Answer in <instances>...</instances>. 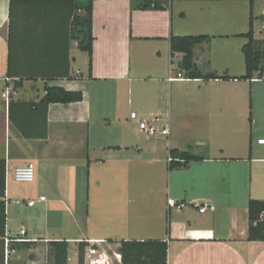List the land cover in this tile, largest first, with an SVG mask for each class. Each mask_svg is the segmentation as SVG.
<instances>
[{
	"label": "crops",
	"instance_id": "0c3cea01",
	"mask_svg": "<svg viewBox=\"0 0 264 264\" xmlns=\"http://www.w3.org/2000/svg\"><path fill=\"white\" fill-rule=\"evenodd\" d=\"M132 1H93L89 68V54L72 38L67 2L0 0V158L7 165L0 264H51L50 242L67 241L68 264H78L81 242L119 249L121 241L149 240L167 242L168 264H264V241L248 240L249 202L264 201V82L256 75L198 80L209 85L207 97L174 126L172 84L190 79L183 72V80L168 81L183 56L172 54V36L212 37L194 49L199 69L243 76L244 55L240 71L233 42L245 38L251 12L254 38L264 40L255 32L264 0H169L163 10L133 9ZM217 38L226 41L219 65L208 53ZM45 86L81 92L83 100L46 107ZM132 112L169 119L170 135L146 136ZM171 150L203 159L170 170ZM28 162L35 180L17 182L14 170ZM9 174L29 186L10 184ZM205 204L215 211L200 213Z\"/></svg>",
	"mask_w": 264,
	"mask_h": 264
},
{
	"label": "trees",
	"instance_id": "16d2710c",
	"mask_svg": "<svg viewBox=\"0 0 264 264\" xmlns=\"http://www.w3.org/2000/svg\"><path fill=\"white\" fill-rule=\"evenodd\" d=\"M70 5L72 15V38L77 42L78 48L89 54V68L92 65L93 37V1L94 0H63ZM14 2V0H12ZM133 9L137 10H163L168 6L169 0H133ZM254 17L250 15L249 30L242 37L247 39L241 52L245 60V74L241 77H229L218 75L215 72H202L194 62V49L197 45L208 42L212 37L200 36H172L170 47L172 54H182L179 69L184 72L185 78L190 80H239L252 81L256 74L264 76V40H255L253 30ZM76 77L81 78V73ZM22 84V83H21ZM16 83L14 88H18ZM83 100V94L76 91H68L63 87L44 88V96L40 104L48 107L53 103H74ZM252 124V119L250 118ZM169 169L186 168L192 161H200L203 158L190 151L171 150L169 154ZM6 160L0 158V243L4 246L7 232L6 214ZM264 210V201L250 200L248 205L249 241H264V222H260V213ZM111 243V242H109ZM119 253L122 256V264H168V244L165 241H121ZM32 245V243H27ZM89 243L81 242L78 245V264H84V256ZM49 259L51 264H68L69 243L58 241L49 243Z\"/></svg>",
	"mask_w": 264,
	"mask_h": 264
},
{
	"label": "built area",
	"instance_id": "2783aa9c",
	"mask_svg": "<svg viewBox=\"0 0 264 264\" xmlns=\"http://www.w3.org/2000/svg\"><path fill=\"white\" fill-rule=\"evenodd\" d=\"M183 79V72L178 71L176 74L173 72V74L168 78V81L174 82ZM3 96L5 97L6 95L4 94ZM131 119L137 122L139 130L148 137L157 138L170 135L169 119H164L160 116L141 117L136 112L131 113ZM258 143L264 144V139L258 140ZM168 161H171V159L168 158ZM35 176V165L32 162H28L24 166L18 167L14 170V179L20 183H31L35 180ZM41 200H45V198L42 197ZM34 204L35 202L31 201L28 203V206H34ZM169 205L176 207L177 209H182L184 207L183 204H178L175 200H169ZM199 211L200 213H206L207 211L214 212L215 207L212 204H205L203 206H199ZM258 221L264 222V210L260 213ZM25 234L26 231L21 230L19 236L22 237ZM105 244L90 242V246L87 247L85 252L84 264H122V256L119 251L114 252V260L104 248Z\"/></svg>",
	"mask_w": 264,
	"mask_h": 264
},
{
	"label": "rangeland",
	"instance_id": "374dc122",
	"mask_svg": "<svg viewBox=\"0 0 264 264\" xmlns=\"http://www.w3.org/2000/svg\"><path fill=\"white\" fill-rule=\"evenodd\" d=\"M258 21H260V20H258ZM261 22L262 21L257 22L255 32H256L257 37L262 39V38H264V33H263L264 24ZM261 28L263 31L261 30ZM240 29H241L240 33H245L247 31V26L244 23H242ZM246 41H247L246 38L239 37V39H235L233 42L234 47L240 48L239 62H238L240 71H242L243 66H244V60H243L242 53H241V46ZM222 42H226V41H222L221 39L217 38V39H214L210 42V44L212 43V48L210 47V49L212 51L208 50V53H210V52L212 53V56L214 58L213 61H214L215 65L220 64V62H219L220 56L219 55H220V52L223 51V49H224V44ZM178 57H175V59H174V67L176 68L174 70L175 74L177 73V71L180 70L179 69L180 56H178ZM256 78L257 79L259 78L258 79L259 81L264 82V80H263L264 76H260L259 74H256ZM196 81H198V80H185L184 82H175L172 84L173 89H174L173 90L174 97H173V105H172V123L174 126H175V120H177L180 115L182 116L184 112L186 114L191 115L193 105L198 104L199 101H202V99L207 97L205 89H207L209 85H206V84L200 83V82H196ZM259 86L262 87V85H259ZM262 88L264 89V85ZM181 94L183 96L180 97ZM186 103H188V106H189V109L191 110V112H190V110H188V108L186 106H184V104H186ZM179 121H180V119H179ZM8 182L10 184L13 183L11 174L8 175ZM13 184L18 185L16 183H13ZM18 186H29V185L19 184ZM104 248L108 251V253L111 255V257L115 260L114 252L118 251V247L115 245H113L111 247L108 245V247H107L105 244ZM70 256L75 257L73 250L70 252ZM49 261H51V260L49 259ZM72 264H76V263L73 262ZM116 264H119V263H116Z\"/></svg>",
	"mask_w": 264,
	"mask_h": 264
}]
</instances>
